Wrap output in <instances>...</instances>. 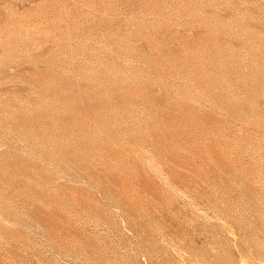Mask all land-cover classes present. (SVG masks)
Segmentation results:
<instances>
[{
	"label": "rangeland",
	"instance_id": "374dc122",
	"mask_svg": "<svg viewBox=\"0 0 264 264\" xmlns=\"http://www.w3.org/2000/svg\"><path fill=\"white\" fill-rule=\"evenodd\" d=\"M0 264H264V0H0Z\"/></svg>",
	"mask_w": 264,
	"mask_h": 264
}]
</instances>
